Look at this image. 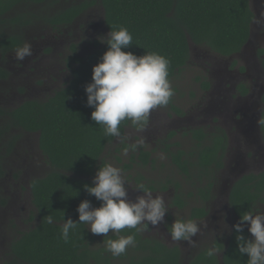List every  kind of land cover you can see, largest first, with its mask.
I'll list each match as a JSON object with an SVG mask.
<instances>
[{
  "label": "trees",
  "instance_id": "obj_1",
  "mask_svg": "<svg viewBox=\"0 0 264 264\" xmlns=\"http://www.w3.org/2000/svg\"><path fill=\"white\" fill-rule=\"evenodd\" d=\"M27 1L41 4L46 0H0V25L28 23L30 14L4 16L13 6ZM96 4L103 9V22L108 31L123 26L131 33L133 44L123 51L137 56L156 52L169 60V81L189 61L190 43L205 46L224 57L238 53L249 38L253 19L249 0H82L46 16V21L52 25H69ZM21 44L19 35L0 36L3 51ZM94 45L85 56L72 52L73 63H68L71 77L52 95L43 100L27 99L13 108L0 110L9 120L0 129L1 133L11 127L38 133L39 148L50 167L44 176L32 178L29 184L33 205L31 216L36 223L11 242L9 255L2 264H181L177 246L167 247L156 239L142 237L135 229L126 228L105 237V244L101 246L96 245L97 235L92 234L86 224H79L70 231L68 243L61 238L63 221L71 218L79 222L76 208L82 200L90 201L92 207L100 206L101 202L87 193L84 185L92 186L98 167L107 164L104 153L116 138L105 135L104 126L91 119L94 109L86 104L84 87L91 82L93 65L108 48L106 43L95 41ZM74 48L71 46L73 51ZM262 63L264 66V60ZM6 75L0 69V77ZM239 88L242 89V85ZM170 107L180 113L177 107ZM131 124L129 120L121 122V137ZM262 130L264 133V122ZM191 137L195 140L193 149L171 151V144H167L164 150L181 174L190 179L197 177L193 186L203 204L191 210L190 219H194L207 213L204 202L213 195L215 174L223 167L226 135L219 126L212 132L197 127L191 129ZM150 156L149 151L140 149L132 160L147 164ZM142 186L148 190H166L169 183L154 182ZM263 193L264 170L238 179L230 190L229 203L240 217L251 209L256 199H263ZM174 202L179 207L185 204L180 197ZM47 215L53 217V224L46 223ZM118 235H135V246H131L134 253L129 255L126 250V254L113 257L106 250L107 240L118 239ZM242 235L250 239L244 230ZM235 236L232 230L226 247L217 242L213 244L217 250H223L221 261L217 255L209 257V247H206L189 264H247V254L238 252Z\"/></svg>",
  "mask_w": 264,
  "mask_h": 264
},
{
  "label": "rangeland",
  "instance_id": "obj_2",
  "mask_svg": "<svg viewBox=\"0 0 264 264\" xmlns=\"http://www.w3.org/2000/svg\"><path fill=\"white\" fill-rule=\"evenodd\" d=\"M81 1L46 0L41 4L27 1L15 6L6 15L7 18L18 14L31 15L25 25L9 23L0 25V36L19 35L22 43L24 41L31 43L33 55L29 57L31 60H26L25 65H22L21 70L18 69L20 72L15 68L13 78L0 84V92L3 93L0 94V98L4 99L0 108L10 109L27 99H46L69 81L71 67L68 63H73L70 57L72 52L85 56L94 49L95 41L102 44L107 39L109 31L103 22V9L98 4L86 10L67 26H53L46 21V16ZM71 46L76 47L74 51ZM258 48L264 49V13L261 19L257 18L254 23L251 41L238 54L224 57L205 46L190 43L189 61L170 81L174 94L169 103L151 110L142 127L128 125L123 137H116L104 153L107 164L121 169L129 200L135 201L137 196L143 195L138 190L143 184L169 183L166 190H150L153 197L161 194L164 196L169 210L164 216L163 223L156 226L149 223L142 234L143 237L158 239L169 246L178 245L182 251L183 264L191 255L211 245L216 237L224 240L235 223L232 211L226 210L225 200L226 184H229L232 177L230 171L234 165L231 161L234 153L233 148L229 149L228 155L230 151L232 154L225 158L227 165L220 173L215 174L214 198L208 202L211 213L203 221L197 222L201 230L193 237L196 243L192 245L185 241H173L168 229L175 218L187 220L190 210L203 204L193 186L197 177L190 179L181 174L172 164L170 155L164 148L167 144H171V151L177 148L184 150L195 148L191 129L197 127L212 132L213 127L218 125L231 131L234 126L233 116L226 115L225 110L233 109L232 113L234 108L239 106L235 93L236 87L241 83L251 89L256 106L259 104L257 97L264 84V78L260 61L256 57ZM13 53L14 51L9 57L4 58L7 64L12 65ZM240 67L244 68L243 72L240 71ZM39 72H42L44 77L38 75ZM18 91L24 93L17 95ZM13 95H16L14 100L11 98ZM13 103L15 105H12ZM171 105L177 107L180 113L172 110ZM219 107L223 110L220 111ZM5 122L9 123L8 118L6 120L0 113V129ZM239 135L241 136L240 132ZM138 140H143V145L135 151L130 150L128 146ZM140 149L151 153V160L147 164L133 163L132 159L136 158ZM257 155L252 157L249 163L239 160L245 166L238 167L237 170L246 173L261 171L264 168L261 166L264 163L261 150L260 157ZM126 165L131 167L127 168ZM248 166L250 167L247 168ZM49 169L39 148L38 133L26 132L15 127L4 133L0 131V264L8 257L11 242L36 223V219L31 216L33 205L29 184L32 178L44 176ZM201 181L204 182V178H201ZM175 182H178V185ZM177 197L184 201L182 207L174 202ZM256 209L264 211V206L258 204ZM244 228L248 230V225L245 224ZM114 234L117 233L109 230L107 235L109 237ZM104 238L103 234L97 235L96 245H104ZM133 250L130 246L127 253L130 255L134 253Z\"/></svg>",
  "mask_w": 264,
  "mask_h": 264
},
{
  "label": "clouds",
  "instance_id": "obj_3",
  "mask_svg": "<svg viewBox=\"0 0 264 264\" xmlns=\"http://www.w3.org/2000/svg\"><path fill=\"white\" fill-rule=\"evenodd\" d=\"M115 27L118 30L109 31L107 40L103 42L108 48L99 62L93 65L91 82L85 85L84 90L87 106L94 109L91 119L97 125L104 126L106 136L121 137L122 121L129 120L142 127L151 110L167 105L174 93L168 79L169 60L156 52L137 56L130 51H123L133 44V38L126 27ZM13 55L16 62L32 56L31 43L24 41ZM142 145L143 140H138L128 148L135 151ZM84 188L101 204L92 207L88 200L78 204L76 211L79 222L71 218L63 221L60 235L65 243L69 242L70 231L79 224H86L92 234L108 237L109 230L117 234L126 228L139 232L146 230L149 223L152 226L163 223L169 210L162 194L153 197V192L142 185L138 190L143 195L137 196L135 201L129 200L121 169L111 164L98 167L92 186L84 185ZM45 220L50 225L54 222L51 215H47ZM244 222H247L251 239L242 235ZM232 228L236 233L238 252L247 254V264H264V211L253 209L244 212ZM168 230L173 241L195 245L193 237L200 233L201 226L190 218H175ZM135 242V235L108 239L106 250L113 257H119L126 254L128 247H134ZM218 253L215 247L207 249L209 257Z\"/></svg>",
  "mask_w": 264,
  "mask_h": 264
},
{
  "label": "flooded vegetation",
  "instance_id": "obj_4",
  "mask_svg": "<svg viewBox=\"0 0 264 264\" xmlns=\"http://www.w3.org/2000/svg\"><path fill=\"white\" fill-rule=\"evenodd\" d=\"M20 4L21 3H19L17 5H20ZM17 5H15V6H17ZM15 6H13V8ZM249 6H250L251 11L253 12V19H252V22L250 24L249 38L246 41V43L244 44V46L242 47V49L238 53H240L249 44V42L251 41V37L253 36L254 23L257 20V18L261 19V15H262V13H264V0H249ZM13 8H11L4 16L6 17V15ZM76 18H78V17H76ZM57 25H65V24H57ZM53 26H55V25H53ZM1 49L2 48H0V69L2 71H5L7 75H6V77H0V84H4L8 79H12L13 78V73L15 75V71H14L15 68L17 69L16 71L20 72V70L22 68V65H25V63H26V60H31V59L29 57H26L25 60H23L21 62H16L15 59H13L12 60V65H10V64H7V62H5L4 58L5 57H9L10 53L12 51H14L16 48H14V49H6L4 51L1 50ZM256 52H257L256 57L260 61L261 72H262V75H263V78H264V66H263V63H262L263 60H264V49L263 48H258L256 50ZM238 53H236V54H238ZM233 55H235V54H233ZM18 69H20V70H18ZM23 70H25V67H24ZM240 71L243 72L244 68L240 67ZM36 72H37V69H36ZM42 74H43L42 72L38 73V75L44 77ZM20 75H21V73L19 74V77H20ZM21 77L23 79H25L24 76H21ZM240 85H242V89L239 88ZM244 87H246V89H247L246 92H244ZM23 93H24L23 91L22 92L18 91L17 95H21ZM0 94H3V93L0 92ZM219 94L220 93L217 91V95H219ZM235 94L237 95L236 99H237V102L239 103L238 104L239 106L234 108V112H232V113H231V111H233V109L227 108L225 110V112H227L226 115L233 116V120L235 121V122L233 121V123H234L233 129H231V131H229L228 129L219 126V127H221L224 130L225 135H226V150H225L224 156H223V167L220 169L219 172H217V174L220 173L222 171V169L227 165L225 158H226V156L229 153V149L231 150L233 148L234 157L232 158L231 161L234 163V165L231 166V171L230 172L232 173V177L230 179V182H229V184L228 183L226 184L227 185V190H226L225 200H226V210L229 209V210L232 211V213L234 215V218H235V223H237V222H239V217L235 213V211L233 210V208L231 207V205L229 203V193H230V190H231L233 184L238 179H240L242 176H244V175H248L250 173H259V172L264 170V168L263 169L261 168L262 170L259 171V172H247V173L245 171L237 170L238 167L245 166V165H242L239 162V160L242 159V160H245V161H247L249 163V161H250V159L252 157L256 156L257 154H258L257 156L260 155V150H261V153L263 155L262 158L264 160V133H263V130H262V124L264 122V120H263V118H264V100H263V97H264V84L262 85L261 90H260V92L258 94V97H257V101L259 103L257 106H256L255 99L251 95V89L248 88L244 83H241V84L238 85V87H236V93ZM15 96L13 95V97H11L12 100L15 99ZM3 100L4 99H2V97H1L0 98V107H1V101H3ZM8 100H9V98H8ZM7 102H5V103H7ZM19 103H21V102H19ZM12 105H15V104L13 103ZM217 105H218V102H217ZM15 106H13V107H15ZM1 109H6V108H0V110ZM219 109H220V107H219ZM222 110H223V108L220 109V111H222ZM217 126H214L213 129H215V127H217ZM239 127H240V129H239ZM239 132H240L241 136L239 135ZM230 154H232L231 151H230ZM261 166H264V163ZM249 167L250 166H248L247 168H249ZM214 185H215V182H214ZM214 191L215 190H214V187H213V191H212L213 195H214ZM213 195L211 196V198L208 201L204 202V204H205L204 207L207 210L206 215L201 217V218H194L192 220H194L196 222H200V221H203L204 219H206L209 216V214L211 213V209L208 208V202L214 198ZM258 204H261V205L264 206V193H263V199L262 200L256 199L252 203V206H251L250 210L256 209V206ZM190 214H191V212H190ZM190 214H189V218H190ZM245 224H247V222H244V225ZM232 230H233V228L231 229L230 233L227 234V236H226V238L224 240L216 237L215 239H213L214 241L211 243V245L205 246L204 248L213 247V244L215 242H217L218 244L224 245V247H226L228 245V237L232 233ZM243 230L248 234L249 238L251 239V236H250V233L248 232V230H246L245 228H243ZM139 233H140V235L142 237L144 236L142 234V231H139ZM158 241H160V240H158ZM160 242L163 243L162 241H160ZM163 244L166 245L165 243H163ZM166 246L167 247H174V246L178 247V249L180 251V257H181L180 258V262H181V264H183L182 263L183 262L182 261V251H181L180 247L178 245H171V246L166 245ZM198 252H196L193 255H191L185 264H189V262L192 260V258ZM218 252L219 253L217 254V257L221 261V258L223 256V250H218Z\"/></svg>",
  "mask_w": 264,
  "mask_h": 264
}]
</instances>
